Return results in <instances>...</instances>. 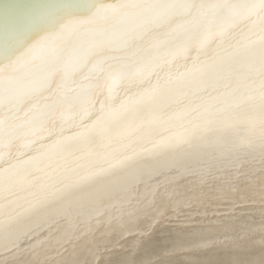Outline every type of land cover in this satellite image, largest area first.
<instances>
[{"label": "bare ground", "instance_id": "1", "mask_svg": "<svg viewBox=\"0 0 264 264\" xmlns=\"http://www.w3.org/2000/svg\"><path fill=\"white\" fill-rule=\"evenodd\" d=\"M216 4L217 0H0V255L9 253L5 229L18 230V261L30 264L42 242L44 232L38 225L46 204L52 217L64 223L61 227L73 238L69 246L78 255L75 260L65 258L58 244L57 252L45 251L51 259L98 264L94 256L99 252L104 257L124 256L123 264H131L135 245L124 253L116 248L117 223H104L106 213L126 211L130 219L141 222L150 208L134 206V199L159 192L162 196L170 186L165 210L178 209L187 180L204 166L201 161L212 146L219 148L221 137L263 101L264 9L252 8L225 37L204 47L211 30L215 28V35L219 31L213 19ZM243 60L247 69L240 70L249 71L253 82L247 88H234V79L228 85L216 75ZM215 79L218 85L211 87L208 81ZM199 112L209 113L213 120L198 119ZM190 118L195 120L188 123ZM186 123L190 132L200 127L194 134L205 129L198 142L180 146L182 151H197L194 163L177 170L171 161L157 165L153 156L144 155L161 152L157 137L171 130L180 134ZM166 178L173 184L164 189ZM114 198L132 207L100 204ZM97 219L103 226L91 232V222ZM216 246L207 243L201 254L196 246L180 247V252L189 250L185 254L174 253L178 248L170 253L180 259L175 264H203L205 260L198 258L202 254L215 261L212 264H235L225 248ZM208 249L215 253L208 255ZM260 255L262 262L246 257L241 264H264V251Z\"/></svg>", "mask_w": 264, "mask_h": 264}, {"label": "rangeland", "instance_id": "2", "mask_svg": "<svg viewBox=\"0 0 264 264\" xmlns=\"http://www.w3.org/2000/svg\"><path fill=\"white\" fill-rule=\"evenodd\" d=\"M232 1L233 0H217L216 11H214V14H213L214 18L213 19H215V21L217 22V25L219 24L216 28V30H218V28H219V31H216L217 35H215V28L211 30L213 33L211 32L210 34H212V35L208 34L209 36H207L205 38V42L208 44L205 43L204 47L209 45V43H211V40L218 42L221 39V36L225 37L226 34L229 33V31L233 30L234 27H237L239 25L241 20L245 19L247 17V15L251 14V11H254L252 8L264 9L263 8L264 7V0H234L233 2ZM229 5H230V7H229ZM258 6H261V7H258ZM235 17H237V19H235ZM227 19H228V21H227ZM229 23H231V26L228 25ZM226 27H228V28H226ZM219 32H220V34H218ZM213 35L216 36L215 39L213 38ZM219 37H220V39H219ZM207 38H209V39H207ZM210 38H213V39H210ZM217 39H219V40H217ZM213 51L214 50L209 52L210 56L212 55ZM246 60L248 62L247 58H246ZM246 60L245 61L243 60L244 62L236 61V63H233V64L230 63V64L226 65L227 67H225V68L223 67L222 70H220L216 75L219 77V79L224 78L226 83H231L228 85H233L232 81L234 79L236 81V83L234 84V88H241V87L247 88L253 82H252V77H251L250 72L249 71H248L249 73L246 72L247 70L243 71L244 70L243 67H246V66H243L246 63ZM242 63H243V65H242ZM240 68L241 69L243 68V70H240ZM237 69H239V70H237ZM245 69H247V67ZM231 78H232V81L229 80ZM217 80L218 79L211 80V81L209 80L208 82H210V84L213 83V86H211V87H215V86L217 87L218 84H216L214 82ZM221 85H222V83L220 84V86L218 88L215 89L217 92H218V90H220L219 88H222ZM261 99H263V101H261L257 106H255V107L253 106V107L249 108V109H251L250 110L251 112L249 111L248 113H246L247 115L245 114L244 118L239 120L240 126L238 125V127L235 130H233L230 133H227L228 135L225 134L221 137V139L222 138L223 139L218 144L219 148L216 147V144L214 146H212L210 155H208V157L205 161L204 160L201 161L204 166H201L199 168V170L196 172L195 176H193V177H191V179L189 178V180H187V181H189V183H186V186H187V187H185L186 189L183 188L184 189L183 195H185V197L184 196L181 197V198H184V200L180 198L177 201L178 202L177 203L178 209H176V210L170 209L168 211L165 210L166 207L164 205L167 204V202H169L166 200V198L168 196L166 193H167V191H169V188L172 190V187H173V186H170L173 184L172 181L166 178L164 181H167V182H165V183H164V181L162 182L164 184L162 188H164L165 185H167L168 187L170 186V187L169 188L166 187L168 189L164 188L165 190L163 189L165 191V193L162 191L164 195L161 196L160 195L161 193L159 192V194L156 193V195H154V196L150 195V196H145L144 198L138 197L137 199H134V201H133L134 206L136 205V207H138L140 205L139 207L141 209H143V207L147 204V205H149V208H150V212L147 213L146 218H144L143 215L139 212V214H140L139 216L143 217V220L141 222L137 223L133 219H130L129 216L126 214V211L122 212V210H119V211H121V214L115 215V216L111 215V214L109 215V213H110L109 211H108V213H106L107 214L106 218L104 220H102L104 223L105 222L108 223V221H110L111 223H112V221L114 223H117L116 224L117 227L115 229V231L117 233V235L115 237L117 240L116 241L117 242L116 248L119 251H122V253H124V252L132 251V249H129V247L132 244L135 245V249L133 248L135 252L132 256L131 264H145V263H149L151 260H154V262L156 264H158L159 261L167 260L165 258H168V257H169L168 258L169 261H167L165 264H175L176 261L180 260V259H178L174 253H179L180 247L185 248V247H189V246L190 247L196 246L199 248L197 250V254H198L202 251L205 252V249H203V247L205 245H207V243L208 244L211 243L212 246L214 245V247L216 245H218V246H216V248L221 247V246L223 247V249L225 248V250H223V252L228 254V256H230V257H228L229 259H232V258H233V260L235 259V261H236L235 264H241L243 262V260L246 259V257L247 258L253 257V259L260 260L262 262L263 258L260 255V251H264V213H263V211H264V106L262 105L264 103V95ZM208 114H207V112H202V113L199 112V113H197L196 116L200 117L198 119H201L203 117H208V119L213 120L211 116H208ZM194 120H195V118L194 119L190 118L188 123L190 121L192 122ZM242 120H244V121H242ZM188 123H186L187 126L183 125L182 127H180L181 131L178 128L179 129L178 131L180 132V134L176 133L174 130L173 131L171 130L172 132L171 131L165 132L164 134L157 137L156 141H157L158 147L161 149V152L160 151L159 152L158 151H152L154 153V155H153L152 152L144 151V155L153 156L152 157V160L154 161L153 163L156 162L157 165L164 164V163H166V161L170 163V161H171L170 166L172 164V165H174V167L178 168L180 166L181 167H184V166L187 167L188 164L194 163L195 162L194 156H196L198 154V153L197 154L195 153L197 151H195V152L194 151H185V150L182 151V150H180V146H184V144H186V142H189L190 140H194V142H196V141L198 142L197 137H198V139H200V136H202L205 129L194 134L196 131L199 130L200 127H197V128L193 127V130H192L193 132H190V130L186 128L189 125ZM194 126H196V124ZM183 130H184V132L182 133ZM188 130H189V132H188ZM169 133H170V135L168 136ZM166 135L169 137V138L167 137L168 140H163V137ZM178 135H180V137ZM193 135H195V137H193ZM161 136H163V137H161ZM187 138H189V139H187ZM183 139H184V141H183ZM180 140H182V141H180ZM173 141H175V142H173ZM177 141H178V143H177ZM170 144H171V147H170ZM230 144H234V145L232 146ZM225 146H226V149H224ZM167 147H168V149H166ZM232 147L233 148L235 147V148L233 149ZM172 148H173V150H172ZM175 151L177 154L175 153ZM158 155L160 156V159H158ZM162 155H163V157H162ZM183 155H185V156H183ZM252 155H253V157H252ZM164 157H165V159H164ZM155 160H157V161H155ZM161 161H162V163H161ZM185 161H186V163H185ZM215 161H216V163H215ZM219 161H221V162H219ZM206 165H207V167H206ZM221 165H223L222 166L223 168L221 167ZM174 167H172V169H174ZM220 167L222 170L220 169ZM230 169H232V170L230 171ZM236 169H238L239 171H237ZM177 170H179V168ZM236 171H237V173H235ZM249 171H251V172H249ZM225 172H226V174H224ZM241 172H243V174H241ZM176 173L178 174V171ZM176 173L174 172L173 174L175 175ZM207 174H209V175H207ZM245 174H246V176H245ZM198 175H200V177ZM239 175H240V177H239ZM201 177H202V180H201ZM217 178H218V181H217ZM223 178H224V180H223ZM204 179H205V181H204ZM196 180H198V181H196ZM241 182H244L243 184H245V185L241 184L239 186V184ZM230 184H231L233 190H232ZM240 188H241V190H240ZM140 190H144V189H140ZM189 192H191V193H189ZM235 194H237V196ZM157 195L159 198L157 197ZM187 195H188V197H187ZM148 197H150V198H148ZM151 198H152V200H151ZM144 199H145V201H144ZM157 199H158V201H157ZM121 200H122V198H117V199L114 198V199L106 201V203L102 202L100 204L112 207L118 203L117 205H119V204L123 205L124 204L123 206L121 205L124 208L132 207L131 204L125 203V200L124 201L123 200L121 201ZM141 200H142V202H141ZM153 200H154V202H153ZM137 201H139V202H137ZM146 201H147V203H145ZM155 201H157V202H155ZM117 205H116V207L118 208ZM129 205H131V206H129ZM160 205H161V207H160ZM152 206H153V209H152ZM122 207H120V208H122ZM243 207L245 210L243 209ZM41 210H42V212H41L42 218H41L40 224L38 226L41 228V230L44 232V234L42 236V242L39 243L40 245L36 249L37 252L34 251V252H36V254H34L29 259L30 264H61L60 262H56L55 261L56 259L55 260L51 259L50 256L48 255V253L45 252V251L57 252L59 250V248H60V251H58V252L62 253L63 255H66L65 258L75 260L74 257L78 256V255L73 253V251L71 250V247L69 246V243L73 240V238L69 234H67L65 232V230L61 227V226H64V223L61 222L60 219H56L55 217H52L53 213L51 214V212L48 209V207L46 206V204H42ZM14 211L16 213H18V212H20V209H17ZM18 214H20V213H18ZM253 216H255V217H253ZM124 218L126 219V221H124L125 220ZM180 219H185V220H184V222L178 223L180 221ZM102 221H100L99 219L93 220L91 222V224H92V231L91 232H96V230L100 229L101 228L100 226L102 225L101 223H103ZM153 222H156V223H153ZM249 222H250V224H248ZM238 225H240V227ZM143 227H144V229H143ZM252 229H254V231ZM17 231L15 233H10L8 231V229H5L6 240H7L8 245H9V248H8L9 253L7 254L8 257L7 256L5 257V255H0V264H7V263L9 264L8 261H10V259H13V261H16V263L20 264V262H19L20 261V231L19 232H17ZM91 232H90V235H95ZM150 234H152V235H150ZM141 237L142 238L144 237V238L142 239ZM138 240H140V241H138ZM207 240H208V242H207ZM257 243H258V245H257ZM58 244H61L59 246V248L57 246ZM228 245H229V247H227ZM236 245H238V246H236ZM247 245H249V246H247ZM224 246H226L228 249H226V247H224ZM177 248H178L177 251H175L174 253H172V252L170 253V250L172 251V250H175ZM239 250H240V252H239ZM245 251H246V253H245ZM252 251H253V253H252ZM254 251H256V254ZM188 252H189V250H185V251H181L180 253L185 254ZM210 252L213 253L214 251L212 249H210V250L208 249L206 251V253L208 255L210 254ZM233 252H234V254H233ZM242 252H243V254H242ZM258 252H259V254H258ZM172 255H175L176 257L174 256V258H172V257L170 258V256H172ZM205 255L202 254V255H199V257H198L200 259L203 258L205 260V262H203V264L215 263V261H213L212 259L206 258ZM234 256H235V258H234ZM108 257L102 256V254H100L99 252L96 253V255L94 256L96 261L100 260V263H98V264H118V263L123 264L124 263L123 262L124 256H120L121 258L116 257L117 259H120V260H117L115 257H112V256H110L109 258ZM193 258H195V257H193ZM132 260H133V262H132ZM237 260H239V261H237ZM241 260H242V262H241ZM216 264H218V263H216ZM219 264H228V262H223V263H219ZM249 264H253V263H249Z\"/></svg>", "mask_w": 264, "mask_h": 264}]
</instances>
